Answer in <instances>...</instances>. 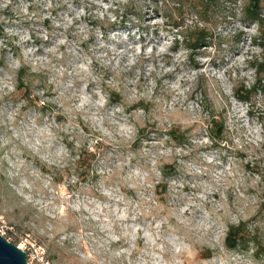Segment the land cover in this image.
<instances>
[{
	"label": "rangeland",
	"instance_id": "1",
	"mask_svg": "<svg viewBox=\"0 0 264 264\" xmlns=\"http://www.w3.org/2000/svg\"><path fill=\"white\" fill-rule=\"evenodd\" d=\"M204 1L0 0V234L55 264H264L252 240L226 246L241 220L264 245V169L248 165L264 166V90L236 95L264 83V0L263 25L242 22L251 0H215V23ZM195 22L211 34L188 48L179 30ZM209 102L226 122L218 145ZM82 150L97 152L86 177Z\"/></svg>",
	"mask_w": 264,
	"mask_h": 264
},
{
	"label": "trees",
	"instance_id": "2",
	"mask_svg": "<svg viewBox=\"0 0 264 264\" xmlns=\"http://www.w3.org/2000/svg\"><path fill=\"white\" fill-rule=\"evenodd\" d=\"M217 3H218V0H217ZM217 3L215 0H208V1L202 2L201 7L198 8V13L202 16L201 18L203 20L212 21V22L217 21L214 18L215 13L213 12V11H216L214 5ZM251 5H253V6H251ZM184 7L185 6L183 4L179 3V6L177 7V13L175 14V16H171V18L172 19L175 18L177 20L182 19L183 18L182 15L184 14V9H185ZM131 11L134 13V15L137 16V14H138V16H139V13L135 14L136 13L135 10H131ZM259 11H260V1L259 0H251V3L248 6V8H244V10H243V20L245 21V23H250L251 21L256 20L259 22L260 25H263V20L260 19ZM127 12H129V11H127ZM125 13L126 12H124V14ZM138 16H137V18H138ZM130 21H131V19H129L127 16L123 19H119L118 23H122V26H123V24L124 25L130 24ZM215 22H213V23H215ZM111 23L113 24V25H111V28L112 27L113 28L114 27H122L119 24H117V21L111 22ZM183 23L184 22L176 21V22H172V25L179 27V26H183L184 25ZM133 24L138 25V23H135V22H133ZM187 27L191 28V29H188L189 32H186L184 30V28L180 29L179 31L183 35H185L182 39V42H184L185 46L188 48H197L202 43H206V41L208 39L207 37H209V35L211 34V32L207 28H204V27L200 26L199 24H198V26L187 25ZM0 32H3V30L1 28H0ZM176 40L180 41L178 38H176ZM26 70H28V69H26V67L23 66L18 71L19 72V74H18L19 84L17 87L19 89L22 86H26V89L28 91H30L32 83L28 81V83L25 84V82L21 79L26 74ZM263 70H264V67L261 71H263ZM30 74H31V76H34L33 73H30ZM258 88L264 90V83L262 82L261 76L258 77L256 82L252 86H250L249 88L242 87L240 89L238 88V90L236 89V95L242 100H249L252 98V95L255 93V91ZM26 96L29 98L30 93H28ZM111 96H112V94H111ZM111 99L113 100V103H117L121 100L120 98H116V97H113ZM208 114H209V117H208V120H206L207 121L208 136L211 139L213 144H219V143H221L222 140L225 139L226 122L224 119H217V116L215 115L216 112L213 108L208 110ZM176 131L177 130L175 129V127H173L169 130V133L172 134L173 136H175V138H177L178 140L185 139V137H186L185 133H181V134L177 135ZM96 158H97V152L96 151L82 150L80 152V154L78 156V162L77 163H78L80 168H82V169L84 168L82 175H84L85 177L88 175L89 168L94 163ZM172 172H175V170H172ZM254 231H255V229H254ZM254 234H252V235H254ZM250 235H251L250 232H248V223L247 222L240 221L238 224H233L230 226L229 231H228L227 236H226V246L232 250L244 251V250L248 249L249 241L252 240L254 242V244L256 245L257 249L260 250L262 253H264V245L260 241L259 236L252 238Z\"/></svg>",
	"mask_w": 264,
	"mask_h": 264
},
{
	"label": "bare ground",
	"instance_id": "3",
	"mask_svg": "<svg viewBox=\"0 0 264 264\" xmlns=\"http://www.w3.org/2000/svg\"><path fill=\"white\" fill-rule=\"evenodd\" d=\"M135 7V6H134ZM141 8V7H140ZM140 8H138V7H135L133 10H135V14H137V13H139V16H138V14H137V16H138V18H139V23H138V25H137V27H138V29H144V26H142L143 25V22H142V15H143V12H142V10L140 9ZM201 16V15H200ZM202 17V16H201ZM217 20V19H216ZM93 22H94V24L95 23H98V22H100V20L98 19V18H96V17H94L93 16V20H92ZM105 21H107L108 23L106 24V25H104V27L102 28V30H103V33L106 35V33L108 32V30L111 28V25H113L111 22H109V19L108 18H106L105 19ZM170 21L171 22H176V21H178V22H184L185 20H184V18H182V19H180V20H177V19H170ZM213 22H215V21H213ZM242 22H244L245 23V21L243 20V18H242ZM117 24H119L120 26H122V23H118L117 22ZM246 24V23H245ZM118 25V26H119ZM130 24H123V26L122 27H120V28H123V29H125V28H127V29H129L128 28V26H129ZM192 25H194V26H198V24H197V22H195L194 24H192ZM202 27H204V28H207L209 31H211L210 29H209V27H207L206 25H203ZM2 29V28H1ZM155 32V35H157L158 34V31L157 30H155L154 31ZM0 34H3V32H0ZM243 34V32L242 31H238L237 32V34L236 35H242ZM194 53H195V51H192L191 52V54H190V59L194 62V64L196 65V66H198L199 65V62H197L196 60H195V58H194ZM145 54V53H144ZM143 54V55H144ZM111 94H112V96L109 98V101L111 102V103H113V100L111 99V98H113V97H116V98H120L121 100L119 101V103H121L122 102V93L120 92V91H118V90H115V89H113V90H111ZM142 107L143 106H145L143 103H141L140 104ZM208 106H207V108L210 110L211 108H213L214 109V107L212 106L213 104L212 103H208L207 104ZM215 110V109H214ZM173 127H175V126H173ZM182 133H185V132H182ZM185 136H186V134H185ZM225 137H226V135H225ZM214 145H218V144H214ZM248 165H252V167H253V169L255 170V171H257L258 173H260V172H263V169H264V166L259 162V160H257V162H255V161H251V162H249V164ZM241 221H245V222H248L247 220H241ZM257 228V227H256ZM249 247V246H248ZM232 250V249H231Z\"/></svg>",
	"mask_w": 264,
	"mask_h": 264
},
{
	"label": "water",
	"instance_id": "4",
	"mask_svg": "<svg viewBox=\"0 0 264 264\" xmlns=\"http://www.w3.org/2000/svg\"><path fill=\"white\" fill-rule=\"evenodd\" d=\"M0 264H29L27 252L0 234Z\"/></svg>",
	"mask_w": 264,
	"mask_h": 264
},
{
	"label": "built area",
	"instance_id": "5",
	"mask_svg": "<svg viewBox=\"0 0 264 264\" xmlns=\"http://www.w3.org/2000/svg\"><path fill=\"white\" fill-rule=\"evenodd\" d=\"M17 246L27 252L29 264H55L49 258L45 247L33 242L29 238H25Z\"/></svg>",
	"mask_w": 264,
	"mask_h": 264
}]
</instances>
